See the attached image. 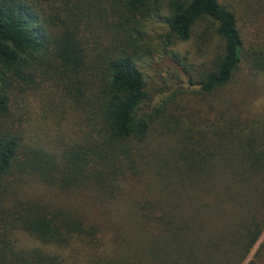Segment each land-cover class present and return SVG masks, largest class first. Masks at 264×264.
I'll list each match as a JSON object with an SVG mask.
<instances>
[{"label":"trees","instance_id":"16d2710c","mask_svg":"<svg viewBox=\"0 0 264 264\" xmlns=\"http://www.w3.org/2000/svg\"><path fill=\"white\" fill-rule=\"evenodd\" d=\"M157 3L0 0V264H264V39L246 43L221 0H165V45L196 35L204 57L185 113L137 65ZM43 89L77 118L55 154L26 142L46 114L18 101Z\"/></svg>","mask_w":264,"mask_h":264},{"label":"rangeland","instance_id":"374dc122","mask_svg":"<svg viewBox=\"0 0 264 264\" xmlns=\"http://www.w3.org/2000/svg\"><path fill=\"white\" fill-rule=\"evenodd\" d=\"M221 1L235 11L238 28L246 43L264 39V0ZM164 2L165 0H158L159 4L155 5L159 8L154 9L155 6H153L149 10L150 13L142 20L141 26H143L146 34L145 38L148 47L137 58V65L148 80L152 93H158L157 95L159 96H162V94L175 95L174 97L180 103H184L186 98H190L188 103L180 106L181 110L184 108L182 111L187 113V110L191 109L187 105L194 103V100L200 97L197 92L194 93L190 90L198 88L197 85H190L188 83L189 75L187 72L191 63L204 60V57H200L198 49V44L201 41L196 35H192L185 42L165 45L163 33L166 30V26L163 21L167 10ZM212 40V43L217 42L216 38ZM211 48L212 46L209 45V49ZM228 89L238 88L231 86ZM253 89H264V87L257 88L255 86ZM48 95H46V89L40 92L30 91L27 94L20 93L18 101L25 105L26 110L22 111H27V114L29 111L28 118L31 120L36 119L40 113L46 114V118L43 119L44 128L37 129L36 122L32 125L29 124L30 127H27V131L31 137L27 135L26 142L29 145L37 142L54 153L53 149L58 150L62 141H68L69 137L74 135L73 132L74 130L76 131V125L73 121H76L77 118L69 105L61 108L57 105L58 97L53 94L51 96ZM246 101L250 104L253 103L248 97H246ZM68 124H72V128ZM61 134H63L65 140L61 138ZM38 185L40 186L33 184L18 189L13 182L11 185L13 190L8 189V192L9 195H14L15 190L20 196L49 200L56 205L76 207L75 200L71 195H63L57 189H48L44 185ZM9 237L16 248L32 247L38 243L29 235L19 230H13Z\"/></svg>","mask_w":264,"mask_h":264}]
</instances>
